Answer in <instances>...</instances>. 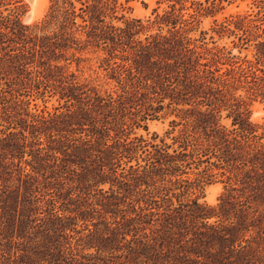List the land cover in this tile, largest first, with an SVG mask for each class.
Returning a JSON list of instances; mask_svg holds the SVG:
<instances>
[{
    "label": "trees",
    "instance_id": "16d2710c",
    "mask_svg": "<svg viewBox=\"0 0 264 264\" xmlns=\"http://www.w3.org/2000/svg\"><path fill=\"white\" fill-rule=\"evenodd\" d=\"M223 1L159 0L149 17L137 18L125 14L131 8L120 0H50L40 21L25 24L22 0H0V7L9 11H0V199L6 205L19 202L21 186L30 189L37 176L53 166L49 157L59 155L65 157L66 169L80 179L93 175L98 177L97 184L113 186L105 171H115L122 158L132 161L149 144L152 150L147 151L144 165H130L131 180L146 191V196L140 191L144 196L137 203L149 209L174 218L179 213L178 218L185 216L195 223L217 215L209 213L212 208L198 197L183 200L202 189L199 179L181 177L187 173L181 157L195 154L199 161L214 156L221 168L227 165L232 173L243 172L238 180L243 186H256L264 198V123L250 121L246 100L231 102L237 100L234 94L240 89L250 99L264 101V0H247L250 12L220 22L215 16L223 9ZM208 16L215 18L210 35L201 28ZM213 34L234 36L235 46L241 49L253 46L252 58L216 44ZM90 51L105 53L99 68H112L123 78V72H128L132 92L126 100L146 95L140 90L149 87L151 79L159 102L168 98L185 106L181 111L191 118L206 145L191 142L190 134H185L182 151L175 155L164 142L148 143L142 136L135 141L123 138L130 127L123 100L101 95L68 71L72 58L78 64L85 60L77 53ZM33 90L57 95L65 110L48 115L32 112L23 97ZM138 100L133 104L144 106ZM226 109H230L227 117L232 118V128L220 123L221 111ZM22 161L30 165V171ZM14 178L22 181L17 193L5 191ZM175 189L180 190L178 194ZM173 197L179 202L176 207ZM251 226L248 220L230 225L234 235L228 242L234 247Z\"/></svg>",
    "mask_w": 264,
    "mask_h": 264
},
{
    "label": "rangeland",
    "instance_id": "374dc122",
    "mask_svg": "<svg viewBox=\"0 0 264 264\" xmlns=\"http://www.w3.org/2000/svg\"><path fill=\"white\" fill-rule=\"evenodd\" d=\"M120 1L131 8L125 11L127 16L147 18L159 0ZM22 3V22L33 24L44 17L50 0H22ZM222 5L223 9L215 16L220 22L231 15H243L252 10L247 0H224ZM0 11L3 14L9 12L4 6ZM215 18L205 17L201 24L209 35L213 33L211 28ZM213 35L216 44L225 45L238 56L247 54L252 58L253 46L241 49L235 46L234 41H238L234 36L220 38ZM77 55L85 60L78 64L72 58L68 71L75 72L79 82L96 87L103 96L111 94L114 99L123 100L130 126L123 132V138L135 141V137L142 136L148 143L155 140L162 145L164 142L169 145V152L175 155L182 151L180 146L185 134H190L191 142L206 145L203 135L190 123L191 118H185L186 113L181 111L185 106L170 103L168 98L159 102L160 95L151 87L154 81L147 80L149 87L140 90L146 95L137 94L132 100L138 98V103H147L138 106L129 101L132 89L130 79H126L127 71L123 72V78L118 77L119 71L112 68H99L105 56L103 51ZM234 95L237 100L231 99V102L244 99L249 103L251 122L264 123L262 99H250L245 89ZM23 98L29 100V108L35 113L44 111L48 115L65 110L64 101L51 92L42 95L33 90L30 96ZM229 111H221L220 123L232 128V118L227 117ZM191 149L189 146L187 152L190 153ZM148 150H152L150 144L139 149L132 161L122 158L115 171H105L109 173L113 186L110 182L97 184L98 177L93 175L80 179L66 169L63 155L57 159L49 157L53 166L46 173L39 174L30 189L24 190L21 186L19 202L11 201L6 205L3 198L0 199V264H264V198L256 186H243L238 180L242 179L243 172L232 173L227 165L221 168L214 156L209 161L206 157L199 161L196 154L181 157L183 169L187 172L181 177L199 179L202 186L201 191L195 190L196 194L187 195L183 200L198 197L199 202L212 208L209 213L217 214L195 223L185 216L178 218L179 213H175L174 218L159 213L156 208L149 209L143 202L137 203L139 198L146 196V191L144 186L140 188L131 180L130 165L136 166L137 162L144 165ZM25 158L27 161L31 159L30 156ZM21 163L30 171L27 162ZM18 182L22 183L14 178L4 190L17 193ZM179 191L174 190L177 194ZM173 201L175 207L179 205L176 197ZM241 220H248L251 230L243 234V240L233 247L228 242V238L234 235L229 228ZM253 225L257 228H252ZM220 237L225 240H218L222 239Z\"/></svg>",
    "mask_w": 264,
    "mask_h": 264
}]
</instances>
